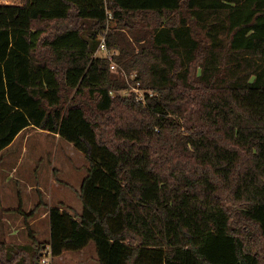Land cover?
I'll list each match as a JSON object with an SVG mask.
<instances>
[{"label": "trees", "instance_id": "16d2710c", "mask_svg": "<svg viewBox=\"0 0 264 264\" xmlns=\"http://www.w3.org/2000/svg\"><path fill=\"white\" fill-rule=\"evenodd\" d=\"M28 126L84 155L82 210L0 264H264V0L0 4V152Z\"/></svg>", "mask_w": 264, "mask_h": 264}, {"label": "rangeland", "instance_id": "374dc122", "mask_svg": "<svg viewBox=\"0 0 264 264\" xmlns=\"http://www.w3.org/2000/svg\"><path fill=\"white\" fill-rule=\"evenodd\" d=\"M13 1L16 0H0V4L11 3ZM107 11L110 12L109 10ZM130 90H132L135 94L137 93V90H135L134 87H132ZM130 90L128 89L121 93L128 94ZM41 132L42 131L40 130L38 131L37 128L30 126L27 130L20 132V134L17 136V138L10 147L0 152V179L4 181L5 178H8L9 173H10V177L14 176L12 178H15V176L25 178L27 183L30 182L35 183L39 178L47 179L50 178L51 176L53 178H60V179L62 178L64 182L63 185H61V187L63 188L64 193L68 194L67 197L73 200L72 202L75 204L74 199H76V195L70 185L77 187L79 183L77 181H79V179H82L81 175L84 173L85 171L84 168L87 166L88 163L84 155L80 151H76L77 154H73L69 150L68 151L66 150L68 142L65 139L61 137L59 139H55L52 135L50 134L46 135ZM66 151L69 155L66 153ZM56 159L57 162L55 165L58 168L61 167L59 166L60 162L66 164L69 163L71 168L74 163L77 166L80 165V167L78 169H72L71 172L69 171L65 175L59 173L60 172L59 169V172L55 174L56 171L55 173H53L51 170L52 169L51 166L53 165L54 160ZM12 181L16 182L13 179ZM64 193L63 192L60 193L58 199L65 200ZM1 194H3L2 197H3V203L5 204V208L13 207L12 203H15V206L17 203H19L20 205V202L24 205V208H26L27 207L26 203H28V201L30 200L29 198L31 197L32 194L33 195L36 194V189H33L31 192L28 193L26 185L20 184L19 187L15 188V195L17 196L18 194H20V198L15 197L11 199L5 190H3ZM55 197H56V192L53 193V197L51 199L49 197L48 198L44 197V202L41 199L40 200L41 204L36 211L41 210L42 208L44 209H47V207L49 208L50 206L49 202L53 203V199ZM34 202L35 204L38 202L37 196L34 197ZM77 202L81 204L79 199L77 200ZM19 208H17V210ZM2 212H4V209L0 207V240L4 239L6 242L9 243L14 242L18 245L27 246V244H29V241L31 239L28 231L29 227H27V222L26 224H24L25 221L27 220L26 219L27 216L20 217L18 214H16L15 208L14 210L12 209L8 211L7 212L8 214L6 213L5 215L2 214ZM3 217L5 219L1 221ZM15 218H18L17 222ZM45 220H47V218ZM11 227L13 230L11 229ZM41 227H42L41 228L42 236L45 237L46 229L43 226ZM14 230H18V231L15 234L10 235L9 233L13 232ZM31 230H33V226ZM44 241L45 240L41 242ZM73 254H75L74 255L75 258L76 257L79 258L78 257L79 253H73ZM89 256H94L93 260L94 262H96V251L93 242H90V246L86 247L83 251L82 258L84 257V259L87 260V262L84 264H92L91 263L92 260L89 258ZM49 260L51 264H70L69 262L66 263L65 260L62 261L56 258L55 259L49 258Z\"/></svg>", "mask_w": 264, "mask_h": 264}, {"label": "crops", "instance_id": "0c3cea01", "mask_svg": "<svg viewBox=\"0 0 264 264\" xmlns=\"http://www.w3.org/2000/svg\"><path fill=\"white\" fill-rule=\"evenodd\" d=\"M15 2H18V0H16V1H13V2H11V3H15ZM30 127V126H29ZM29 127H27V128H25V129H23L22 131H24V130H27ZM38 131H39V129H37ZM21 131V132H22ZM40 131H42L41 133H44V134H46V135H48V134H50V135H52L55 139H59L60 137H59V135L57 134V133H50V132H48V131H46V130H40ZM20 134V133H19ZM18 134V135H19ZM17 135V136H18ZM17 136L15 137V139L17 138ZM15 139L13 140V142L15 141ZM12 142V143H13ZM12 143L11 144H9L5 149H7L8 147H10L11 145H12ZM5 149H3L2 151H4ZM66 150L68 151H70L71 153H73V154H77V152L76 151H78L71 143H68V145H67V147H66ZM1 151V152H2ZM67 151H66V153H67ZM68 154V153H67ZM73 154H71V155H73ZM69 155V154H68ZM68 160V159H67ZM56 162H57V159L56 160H54V163H53V165L51 166L52 167V172L53 173H55V171H56V173L55 174H57V172H59V169H60V172L59 173H61V174H63V175H65V174H67L69 171L71 172L72 171V169H78L79 167H80V165H75V163L72 165V168L70 167V165H69V163L68 164H66V163H62V162H60L59 163V166H61L60 168H58V167H56ZM86 168H87V166L84 168L85 169V171H84V173L81 175V178L83 179V177L86 175ZM55 169H57V170H55ZM15 173H16V171H15ZM14 173V174H15ZM12 177H14V176H11L10 177V173H9V176H8V178H5L4 179V181H2L1 179H0V186H1V193H2V191L3 190H5L6 191V193L8 194V196L11 198V199H13V198H15V197H19L20 198V194H18L17 196L15 195V188L16 187H19V185L20 184H25L26 185V187H27V191H28V193L29 192H31L33 189H36V194L35 195H31V197L29 198L30 200L28 201V203H26L27 204V207L26 208H24V205L20 202V205H19V203H17L16 204V206H15V203H12L13 204V207H8V208H5V204L3 203V197H2V202H1V205H0V207L2 208V209H4V212H2V214H6L8 211H10V210H14V208H15V210H16V214H18L20 217L21 216H26V214L27 213H29L31 210H32V208H35L36 206H37V204L39 203V202H41L40 200L42 199L43 200V202H44V197L45 198H52L53 197V193L54 192H56V197L53 199V203H50L49 202V204H50V206H49V208L50 207H54V206H58V207H60L61 209L62 208H64V209H67L68 211H75V212H81V210H82V204H79L78 202H77V200L79 199L78 198V195H77V193H78V191H79V189H80V184H81V181H82V179H79V181H77V182H79L78 183V185H77V187H74V186H72V185H70L71 186V188L74 190V192H75V195H76V199H74L75 200V204L72 202L73 200H71V199H69V197H67L68 196V194H66V193H64V190H63V188L61 187V185H63V182H64V180L61 178H53L52 176L50 177V178H47V179H45V178H39V179H37V181L35 182V183H27V181H26V179L25 178H22V177H17V176H15V178H12ZM17 177V178H16ZM80 178V177H79ZM12 179L13 180H15L16 182H13L12 181ZM66 179V178H65ZM68 184V183H67ZM64 193V196H65V200H67V201H65L64 199H58V197L60 196V193ZM3 194H1V196H2ZM35 196H37V198H38V202L35 204V202H34V197ZM48 196V197H47ZM42 202V203H43ZM81 202V201H80ZM20 207V208H19ZM17 208H19L18 210H17ZM30 210V211H29ZM29 211V212H28ZM8 214V213H7ZM47 218V220H45ZM3 219H5L4 217L1 219V221L3 220ZM16 219V222H17V220H18V218H15ZM27 220L25 221V223L24 224H26V222H27V227H29V233L30 232H32L33 234H34V236L39 240V241H43V240H48L49 239V236H50V228H49V221H48V207H47V209H44V208H42L41 210H38V211H36V213L33 215V216H31V217H27L26 218ZM13 226V225H12ZM26 226V225H25ZM32 226H33V230H31V228H32ZM41 226H43V227H45V229H46V236L45 237H43L42 236V231H41ZM11 229H12V227H11ZM13 230V229H12ZM18 230H14L13 232H11V233H9L10 235H13V234H15L16 232H17ZM44 235V234H43ZM9 243V242H8ZM11 243H13L14 244V242H11ZM88 246H90V243L86 246V247H88ZM85 247V248H86ZM85 248H83V249H81V250H78V251H65V252H63L61 255H59V256H57V257H54L53 259H59V260H62V261H66V263H70V264H84V263H86L87 262V260H85L84 259V257L82 258V255H83V251H84V249ZM73 253H79L78 254V257L79 258H75V254H73ZM89 258L92 260V264H98V262H97V260H96V262H94V260H93V258H94V256H89ZM89 262V261H88Z\"/></svg>", "mask_w": 264, "mask_h": 264}, {"label": "built area", "instance_id": "2783aa9c", "mask_svg": "<svg viewBox=\"0 0 264 264\" xmlns=\"http://www.w3.org/2000/svg\"><path fill=\"white\" fill-rule=\"evenodd\" d=\"M107 17L108 19H110L112 17L111 12L107 11ZM100 52V54H99ZM115 52L112 50H109L105 44V38L104 36L100 37V41H99V45H98V49H97V54L104 56L106 58H108L110 60V68L111 69H115L116 65L112 60V56ZM135 90H137L136 93V99H140L143 100L144 98V90L134 87ZM149 95H152V92L149 91ZM49 258H53L52 254H51V249L49 246H45L43 249V252L41 254V263L42 264H51Z\"/></svg>", "mask_w": 264, "mask_h": 264}]
</instances>
